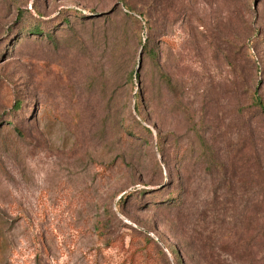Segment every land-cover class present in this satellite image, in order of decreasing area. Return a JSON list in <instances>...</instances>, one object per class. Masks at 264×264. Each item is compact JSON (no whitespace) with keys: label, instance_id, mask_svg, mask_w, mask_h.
Returning <instances> with one entry per match:
<instances>
[{"label":"rangeland","instance_id":"374dc122","mask_svg":"<svg viewBox=\"0 0 264 264\" xmlns=\"http://www.w3.org/2000/svg\"><path fill=\"white\" fill-rule=\"evenodd\" d=\"M131 1L0 0V264H264V0Z\"/></svg>","mask_w":264,"mask_h":264},{"label":"trees","instance_id":"16d2710c","mask_svg":"<svg viewBox=\"0 0 264 264\" xmlns=\"http://www.w3.org/2000/svg\"><path fill=\"white\" fill-rule=\"evenodd\" d=\"M124 4H125V6L127 7V11L129 12V14H131L133 17H135L134 15H133V13L132 12H137V13H139V15H141V16H144L146 13L144 12V11H142V10H140L137 6H136V4L134 3V2H132L131 0H121ZM21 12V11H20ZM20 16L21 17H23V14H22V12L20 13ZM71 21H69L67 18H66V23H70ZM42 28H41V26H40V24H35V25H32V27H31V33H34V34H41L42 33V30H41ZM47 35V37H48V39L49 40H54V34H52V33H48V34H46ZM141 42H143V40L141 39ZM149 44H150V41L148 40V41H145V43H144V49L146 50V52L149 54V55H153L154 57H155V50H153L150 46H149ZM131 77H133V73H131ZM165 79H166V81L168 82L169 81V78L168 77H164ZM169 83V82H168ZM170 84V83H169ZM254 103L258 106V108L259 109H261L262 111H263V113H264V100L258 95V94H255L254 95ZM140 95L139 96H137V100H136V105H135V107H136V111H137V113L140 115L141 114V109H140ZM21 106H22V100H20V99H16V101H15V103H14V108H21ZM146 129H147V131L148 132H150L151 133V130H150V128L149 127H147L146 126ZM20 132V131H19ZM263 231H264V225H263Z\"/></svg>","mask_w":264,"mask_h":264}]
</instances>
